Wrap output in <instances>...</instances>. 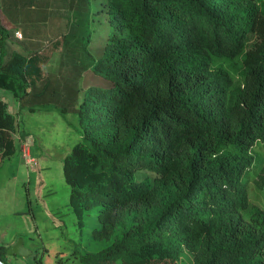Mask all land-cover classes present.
<instances>
[{"label":"trees","instance_id":"trees-1","mask_svg":"<svg viewBox=\"0 0 264 264\" xmlns=\"http://www.w3.org/2000/svg\"><path fill=\"white\" fill-rule=\"evenodd\" d=\"M87 1L0 0V89L23 105L55 82L44 77L47 53L14 41L18 28L52 5L108 20L99 57L87 49L91 28L84 54L76 34L64 42L76 61L61 95L55 84L82 135L64 158L70 203L80 227L99 222L96 251L77 247L59 263L264 264V206L248 179L264 145V0ZM83 55L100 85L70 86ZM16 128L0 97L2 160L17 152ZM254 182L264 188V167ZM186 252L192 262L180 263Z\"/></svg>","mask_w":264,"mask_h":264},{"label":"rangeland","instance_id":"rangeland-1","mask_svg":"<svg viewBox=\"0 0 264 264\" xmlns=\"http://www.w3.org/2000/svg\"><path fill=\"white\" fill-rule=\"evenodd\" d=\"M95 6L92 0L87 1L89 10ZM49 11L46 20L34 21L18 28L23 35L20 38L15 34L14 41L28 46L32 52L47 53L42 54L45 57L44 77L51 78L50 85L54 82L57 84L61 95V84L73 65L70 63L76 61L70 60L67 55L69 46L64 42L80 37L79 48L84 54L83 38L91 28L93 42L87 49L91 53L95 51L98 55L95 56L99 57L108 30V20L101 16L92 21L88 11L82 15L80 11L63 5H52ZM8 20L5 18L8 25L13 27ZM16 24L18 26L19 22ZM89 60L90 57L83 55L80 64L71 71V87L77 83L79 87L101 84V75L92 69L85 72ZM84 72L86 74L83 75ZM45 80L40 83L41 89ZM55 84L48 98L38 96L37 101H29L24 105L11 91L0 89V97L6 101L8 111L16 118L14 139L18 146L14 155L0 161V248L5 264H61L59 257L66 259L74 256L73 251L77 247L88 251L97 249L95 244L91 245L90 237L92 229L99 227L98 218L91 215L86 218L85 225L80 227L70 203L71 188L64 175V158L82 138L77 128L78 114L70 107L69 111H65V105L57 103L60 100L56 96ZM45 104L50 108L45 109ZM32 108H36V111H32ZM255 153L256 163L248 175L250 197L252 203L264 206V188L259 189L254 182L264 167V145H258ZM144 177L153 178V175L147 171L138 173L139 180ZM19 240H22L29 253L9 254L8 245ZM192 258V254L186 252L180 263H191Z\"/></svg>","mask_w":264,"mask_h":264},{"label":"water","instance_id":"water-1","mask_svg":"<svg viewBox=\"0 0 264 264\" xmlns=\"http://www.w3.org/2000/svg\"><path fill=\"white\" fill-rule=\"evenodd\" d=\"M9 254H27L29 251L24 247L22 240L17 241L13 246L8 249Z\"/></svg>","mask_w":264,"mask_h":264},{"label":"built area","instance_id":"built-area-1","mask_svg":"<svg viewBox=\"0 0 264 264\" xmlns=\"http://www.w3.org/2000/svg\"><path fill=\"white\" fill-rule=\"evenodd\" d=\"M16 34H17L20 38H22V33H21V32L18 31ZM0 264H5L1 257H0Z\"/></svg>","mask_w":264,"mask_h":264},{"label":"crops","instance_id":"crops-1","mask_svg":"<svg viewBox=\"0 0 264 264\" xmlns=\"http://www.w3.org/2000/svg\"><path fill=\"white\" fill-rule=\"evenodd\" d=\"M0 161H2V156H1V154H0ZM14 244H11V245H8L9 247H11V246H13ZM8 247V248H9Z\"/></svg>","mask_w":264,"mask_h":264}]
</instances>
